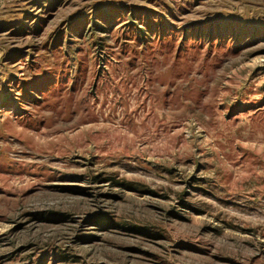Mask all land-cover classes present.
<instances>
[{
    "label": "rangeland",
    "instance_id": "rangeland-1",
    "mask_svg": "<svg viewBox=\"0 0 264 264\" xmlns=\"http://www.w3.org/2000/svg\"><path fill=\"white\" fill-rule=\"evenodd\" d=\"M0 264H264V0H0Z\"/></svg>",
    "mask_w": 264,
    "mask_h": 264
}]
</instances>
